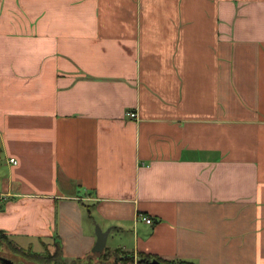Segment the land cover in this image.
Masks as SVG:
<instances>
[{"label":"crops","instance_id":"1","mask_svg":"<svg viewBox=\"0 0 264 264\" xmlns=\"http://www.w3.org/2000/svg\"><path fill=\"white\" fill-rule=\"evenodd\" d=\"M0 230L264 264V0H0Z\"/></svg>","mask_w":264,"mask_h":264},{"label":"trees","instance_id":"2","mask_svg":"<svg viewBox=\"0 0 264 264\" xmlns=\"http://www.w3.org/2000/svg\"><path fill=\"white\" fill-rule=\"evenodd\" d=\"M5 243L7 247L13 252L14 256L18 255L20 258H24L23 248L17 247L9 235L4 233L2 230H0V245L2 243ZM22 251V252H21ZM29 252L28 260H34L39 262L40 264H67L64 262L62 258V253L59 247L56 248L55 252L53 254H49L48 252L44 251L43 253H37L32 251L30 248L27 249ZM158 260L161 262V264H192L191 261L182 260V259H172V260H166V259H159L157 257H152L150 255H143L140 259H138L137 264H153L152 260ZM56 260V261H55ZM124 262L131 261L133 263V259L130 256L125 257Z\"/></svg>","mask_w":264,"mask_h":264},{"label":"rangeland","instance_id":"3","mask_svg":"<svg viewBox=\"0 0 264 264\" xmlns=\"http://www.w3.org/2000/svg\"><path fill=\"white\" fill-rule=\"evenodd\" d=\"M15 244V243H14ZM16 245V244H15ZM17 246V245H16ZM18 247V246H17ZM19 248V247H18ZM23 254L25 255L24 258H20L18 255H15L13 254V252L9 249V247L6 246V244L3 242L1 245H0V257H5V258H10V259H13L15 260V263L16 264H19L21 262H23L24 264H40L39 262L37 261H34V260H28V256H29V252L30 251H27V248H23ZM101 258L96 260V262H93L91 261L89 264H117L118 262H124L123 259H115L114 257H111V256H108L106 254H101ZM19 260V261H18ZM56 261V260H55ZM88 264V262H82L80 264ZM126 263H129L131 264L132 262L131 261H128ZM68 264V263H67ZM73 264V263H71ZM134 264V262H133Z\"/></svg>","mask_w":264,"mask_h":264},{"label":"water","instance_id":"4","mask_svg":"<svg viewBox=\"0 0 264 264\" xmlns=\"http://www.w3.org/2000/svg\"><path fill=\"white\" fill-rule=\"evenodd\" d=\"M106 232L105 231H100L97 229L96 235H97V241L95 243V246L93 247V251H101L103 249V246L105 244V239H106ZM153 264H161L158 260L153 259L152 260ZM0 264H12V261L8 258L5 257H0Z\"/></svg>","mask_w":264,"mask_h":264},{"label":"built area","instance_id":"5","mask_svg":"<svg viewBox=\"0 0 264 264\" xmlns=\"http://www.w3.org/2000/svg\"><path fill=\"white\" fill-rule=\"evenodd\" d=\"M128 115L131 116V117H134V116H136V113H134V112H128ZM10 162L15 163L16 161L14 159H10ZM138 217L140 219L144 220L146 223H151L152 222L151 218L150 217H147L145 215L139 214Z\"/></svg>","mask_w":264,"mask_h":264},{"label":"flooded vegetation","instance_id":"6","mask_svg":"<svg viewBox=\"0 0 264 264\" xmlns=\"http://www.w3.org/2000/svg\"><path fill=\"white\" fill-rule=\"evenodd\" d=\"M10 259V258H9ZM11 261H12V264H16L15 263V260H13V259H10ZM19 261V260H18ZM20 263L19 264H24L23 262H21V261H19Z\"/></svg>","mask_w":264,"mask_h":264}]
</instances>
